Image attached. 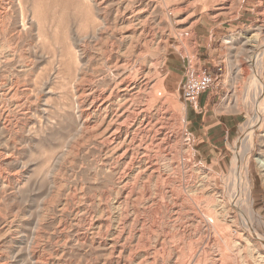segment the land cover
Returning <instances> with one entry per match:
<instances>
[{"label": "rangeland", "instance_id": "obj_1", "mask_svg": "<svg viewBox=\"0 0 264 264\" xmlns=\"http://www.w3.org/2000/svg\"><path fill=\"white\" fill-rule=\"evenodd\" d=\"M259 160L264 0H0V264H264Z\"/></svg>", "mask_w": 264, "mask_h": 264}, {"label": "built area", "instance_id": "obj_2", "mask_svg": "<svg viewBox=\"0 0 264 264\" xmlns=\"http://www.w3.org/2000/svg\"><path fill=\"white\" fill-rule=\"evenodd\" d=\"M222 71V69H219ZM217 75L201 67H190L186 74L183 98L186 103L195 105L203 94L209 92L218 82Z\"/></svg>", "mask_w": 264, "mask_h": 264}, {"label": "bare ground", "instance_id": "obj_3", "mask_svg": "<svg viewBox=\"0 0 264 264\" xmlns=\"http://www.w3.org/2000/svg\"><path fill=\"white\" fill-rule=\"evenodd\" d=\"M228 43H231V41H229ZM260 83V82H259ZM261 84V83H260ZM202 99V98H201ZM201 99H200V101H201ZM246 137V136H245ZM251 137L252 136H250V138H248L249 139V142H248V151H250L251 150V148L252 147H254L253 146V142L251 141ZM247 153V152H246ZM249 155V154H248ZM248 158V157H247ZM249 160V162H248V164H247V162L245 163V164H247L245 167H243L244 168V172L243 171H241V173L239 174V177L238 176H236V177H238L241 181L240 182H242V187H243V189H244V193H245V197H246V202L248 203V205L251 207V205H253V199H252V193H253V184H252V178H251V171H250V169H251V161H250V159H248ZM247 160V161H248ZM259 164L264 168V160H259ZM237 169H235V171H236ZM236 173L237 172H235V175H236ZM239 208H240V206H239ZM254 210V209H253ZM252 210V211H253ZM238 212V211H237ZM251 214V213H250ZM252 217L253 218H258L263 224H264V218H262L261 216H259V215H257V213L255 212V211H253L252 212ZM246 219V217H244L243 216V220H245ZM245 221H247V219L245 220ZM250 221V220H249ZM248 222V221H247ZM250 230H253L254 228H253V225H251L250 223H249V225L247 226ZM255 232V231H254ZM200 260V259H199ZM221 260V259H220ZM261 260V259H260Z\"/></svg>", "mask_w": 264, "mask_h": 264}, {"label": "crops", "instance_id": "obj_4", "mask_svg": "<svg viewBox=\"0 0 264 264\" xmlns=\"http://www.w3.org/2000/svg\"><path fill=\"white\" fill-rule=\"evenodd\" d=\"M199 67H201V68H202V66H199ZM200 102H201V104H202V102H203V98L201 99V101H200Z\"/></svg>", "mask_w": 264, "mask_h": 264}]
</instances>
